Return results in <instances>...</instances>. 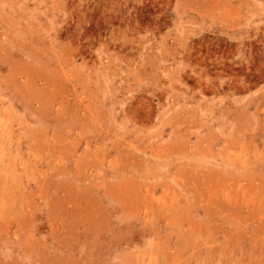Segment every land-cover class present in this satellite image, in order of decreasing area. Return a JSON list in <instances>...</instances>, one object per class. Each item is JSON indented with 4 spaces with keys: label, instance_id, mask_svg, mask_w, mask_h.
<instances>
[{
    "label": "rangeland",
    "instance_id": "374dc122",
    "mask_svg": "<svg viewBox=\"0 0 264 264\" xmlns=\"http://www.w3.org/2000/svg\"><path fill=\"white\" fill-rule=\"evenodd\" d=\"M0 67V264H264V0H0Z\"/></svg>",
    "mask_w": 264,
    "mask_h": 264
},
{
    "label": "bare ground",
    "instance_id": "6f19581e",
    "mask_svg": "<svg viewBox=\"0 0 264 264\" xmlns=\"http://www.w3.org/2000/svg\"><path fill=\"white\" fill-rule=\"evenodd\" d=\"M19 33V32H18ZM27 41V40H26ZM17 48V47H16ZM21 48V47H20ZM7 53V52H6ZM5 53V54H6ZM28 61V60H27ZM9 63V62H8ZM5 65V64H4ZM1 68V67H0ZM11 69V68H10ZM9 70V69H8ZM19 86V85H18ZM17 87V86H16ZM14 93V92H13ZM21 93V91H20ZM4 110V109H3ZM93 133V132H92ZM2 155V154H1ZM232 156V155H231ZM129 159V158H128ZM118 160V159H117ZM218 160V159H217ZM228 162V161H227ZM132 166V165H131ZM60 168V167H59ZM78 168V167H77ZM23 170V169H22ZM111 170V169H110ZM79 172V171H78ZM44 178V177H43ZM67 179V178H66ZM122 179V178H121ZM71 180V179H70ZM57 181V180H56ZM7 185V184H6ZM120 188V187H119ZM2 191V190H1ZM16 191V190H15ZM13 192V191H12ZM3 193V192H2ZM8 196V195H7ZM230 197V196H229ZM145 198V197H144ZM147 203V202H146ZM68 204V203H67ZM71 210V209H70ZM69 210V211H70ZM148 215V214H147ZM235 216V215H234ZM48 217V216H47ZM247 217V216H246ZM36 219V218H35ZM139 219V218H138ZM148 224V223H147ZM149 225V224H148ZM37 226V225H36ZM151 226V225H150ZM154 233V232H153ZM82 235V234H81ZM20 236V235H19ZM148 236V235H147ZM215 250V249H214Z\"/></svg>",
    "mask_w": 264,
    "mask_h": 264
}]
</instances>
